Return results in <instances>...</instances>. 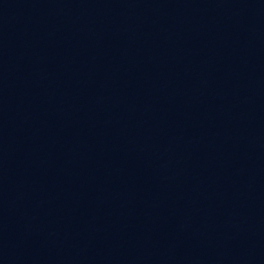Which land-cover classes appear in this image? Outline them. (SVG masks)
I'll return each mask as SVG.
<instances>
[{"label": "water", "instance_id": "95a60500", "mask_svg": "<svg viewBox=\"0 0 264 264\" xmlns=\"http://www.w3.org/2000/svg\"><path fill=\"white\" fill-rule=\"evenodd\" d=\"M0 105L109 264H264V0H0Z\"/></svg>", "mask_w": 264, "mask_h": 264}]
</instances>
